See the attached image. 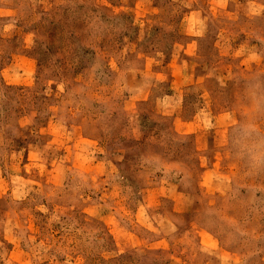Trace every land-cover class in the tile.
I'll use <instances>...</instances> for the list:
<instances>
[{"label": "rangeland", "instance_id": "rangeland-1", "mask_svg": "<svg viewBox=\"0 0 264 264\" xmlns=\"http://www.w3.org/2000/svg\"><path fill=\"white\" fill-rule=\"evenodd\" d=\"M0 264H264V0H0Z\"/></svg>", "mask_w": 264, "mask_h": 264}]
</instances>
